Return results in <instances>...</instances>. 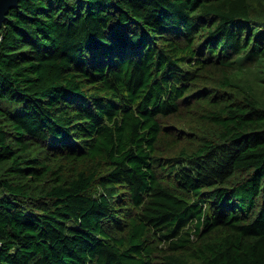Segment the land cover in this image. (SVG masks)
Instances as JSON below:
<instances>
[{
  "label": "trees",
  "instance_id": "trees-1",
  "mask_svg": "<svg viewBox=\"0 0 264 264\" xmlns=\"http://www.w3.org/2000/svg\"><path fill=\"white\" fill-rule=\"evenodd\" d=\"M258 61L264 0H18L0 264H264Z\"/></svg>",
  "mask_w": 264,
  "mask_h": 264
},
{
  "label": "rangeland",
  "instance_id": "rangeland-1",
  "mask_svg": "<svg viewBox=\"0 0 264 264\" xmlns=\"http://www.w3.org/2000/svg\"><path fill=\"white\" fill-rule=\"evenodd\" d=\"M264 61L250 64L242 71L240 79L241 84L245 85L252 93H254L264 103ZM185 126L196 130L200 134H207L208 130H212V125H202L189 121Z\"/></svg>",
  "mask_w": 264,
  "mask_h": 264
},
{
  "label": "water",
  "instance_id": "water-1",
  "mask_svg": "<svg viewBox=\"0 0 264 264\" xmlns=\"http://www.w3.org/2000/svg\"><path fill=\"white\" fill-rule=\"evenodd\" d=\"M18 0H0V30H1V25L4 17L6 16V13L8 9L15 5Z\"/></svg>",
  "mask_w": 264,
  "mask_h": 264
}]
</instances>
